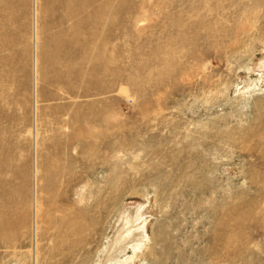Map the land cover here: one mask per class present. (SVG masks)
I'll list each match as a JSON object with an SVG mask.
<instances>
[{"label":"rangeland","instance_id":"1","mask_svg":"<svg viewBox=\"0 0 264 264\" xmlns=\"http://www.w3.org/2000/svg\"><path fill=\"white\" fill-rule=\"evenodd\" d=\"M255 1L0 0V264H264Z\"/></svg>","mask_w":264,"mask_h":264},{"label":"bare ground","instance_id":"2","mask_svg":"<svg viewBox=\"0 0 264 264\" xmlns=\"http://www.w3.org/2000/svg\"><path fill=\"white\" fill-rule=\"evenodd\" d=\"M244 1V0H243ZM264 1V0H263ZM263 1L262 0H256L255 1V4L256 5H264V3H263ZM243 5H244V3L243 4H241L240 5V7L238 8V10L239 9H241V10H239V12H238V14H246L247 16L246 17H248V18H258V16H259V14L260 13H258L259 11H257V12H255V11H249V12H245V10H247V9H245V6H244V8H243ZM239 6V5H238ZM237 10V9H236ZM233 13V12H232ZM218 14V13H217ZM224 15V14H223ZM226 15V14H225ZM242 15V16H243ZM262 15V14H261ZM222 16V15H221ZM231 16H232V14H231ZM222 17H224V16H222ZM222 17H219V18H217V19H220L221 18V20L220 21H222ZM225 17H227V15L225 16ZM234 17V16H233ZM245 17V18H246ZM263 17V16H262ZM213 18H215V17H213ZM212 18V19H213ZM242 18V17H241ZM244 18V17H243ZM226 19V18H225ZM233 19V18H232ZM238 19H239V15H238ZM247 24V23H246ZM248 26V25H247ZM236 29V28H235ZM250 28L249 27H242L240 30H241V32L242 33H245V32H247L248 30H249ZM221 32V31H220ZM224 32H226V31H224ZM250 33V32H249ZM226 35H228V34H226ZM146 220H144L143 222H145ZM3 237V236H2ZM1 237V239L4 241V244L8 241V239H9V236L8 235H6L5 237H4V239ZM139 239L140 238H138L137 240H136V242L134 243V247L135 248H137L138 246H139V244H140V242H139ZM128 240V236H126V235H124V233L123 232H121V233H119L116 237H115V241H114V244H113V246H120L123 242H125V241H127ZM9 242V241H8ZM129 259V258H128ZM118 264H127V258L126 259H124V260H122V261H120Z\"/></svg>","mask_w":264,"mask_h":264}]
</instances>
